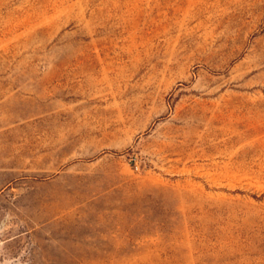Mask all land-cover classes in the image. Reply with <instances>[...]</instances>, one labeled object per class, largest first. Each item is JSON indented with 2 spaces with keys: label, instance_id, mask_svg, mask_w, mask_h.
Here are the masks:
<instances>
[{
  "label": "rangeland",
  "instance_id": "obj_1",
  "mask_svg": "<svg viewBox=\"0 0 264 264\" xmlns=\"http://www.w3.org/2000/svg\"><path fill=\"white\" fill-rule=\"evenodd\" d=\"M0 264H264V0H0Z\"/></svg>",
  "mask_w": 264,
  "mask_h": 264
}]
</instances>
